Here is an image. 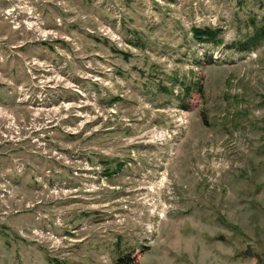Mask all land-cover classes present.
<instances>
[{
    "label": "rangeland",
    "instance_id": "374dc122",
    "mask_svg": "<svg viewBox=\"0 0 264 264\" xmlns=\"http://www.w3.org/2000/svg\"><path fill=\"white\" fill-rule=\"evenodd\" d=\"M263 31L264 0H0V264H264Z\"/></svg>",
    "mask_w": 264,
    "mask_h": 264
},
{
    "label": "trees",
    "instance_id": "16d2710c",
    "mask_svg": "<svg viewBox=\"0 0 264 264\" xmlns=\"http://www.w3.org/2000/svg\"><path fill=\"white\" fill-rule=\"evenodd\" d=\"M215 31H211V30H208V29H205L203 31H200V30H195L194 33H195V37L197 39L201 38L202 35H205L207 38V40L211 41V42H214V38H211V36L214 35ZM264 32V31H263ZM249 44H254L253 42L249 43ZM248 43H244V45L242 46H248L249 45ZM107 170H110L109 166H106ZM133 259L130 257V255H125V256H122V257H119V259L115 262V264H133Z\"/></svg>",
    "mask_w": 264,
    "mask_h": 264
},
{
    "label": "water",
    "instance_id": "95a60500",
    "mask_svg": "<svg viewBox=\"0 0 264 264\" xmlns=\"http://www.w3.org/2000/svg\"><path fill=\"white\" fill-rule=\"evenodd\" d=\"M246 255L252 256V252H251L250 248H248V250L246 251Z\"/></svg>",
    "mask_w": 264,
    "mask_h": 264
}]
</instances>
